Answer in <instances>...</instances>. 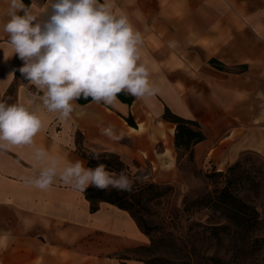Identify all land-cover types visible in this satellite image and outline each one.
Masks as SVG:
<instances>
[{"label": "crops", "instance_id": "obj_1", "mask_svg": "<svg viewBox=\"0 0 264 264\" xmlns=\"http://www.w3.org/2000/svg\"><path fill=\"white\" fill-rule=\"evenodd\" d=\"M52 2L29 0L28 6L46 19ZM112 2L141 32L140 62L160 92L133 97L130 104L117 97L111 106L77 100L71 117L62 121L18 71L23 61L3 31L9 0H0V102L23 104L44 121L32 146L0 151V264H145L111 255L149 242L127 210L100 201L91 211L85 192L58 176L48 190L33 186L47 163L35 160V148L86 167L81 144L124 159L145 160L148 153L168 166L164 155L174 150L175 124L162 117L167 107L206 127L208 137L194 145L195 154L209 149L217 165L244 151L264 157V0ZM129 114L136 126L126 121ZM109 125L124 134L120 142L101 134ZM94 233L97 239L90 237Z\"/></svg>", "mask_w": 264, "mask_h": 264}, {"label": "clouds", "instance_id": "obj_2", "mask_svg": "<svg viewBox=\"0 0 264 264\" xmlns=\"http://www.w3.org/2000/svg\"><path fill=\"white\" fill-rule=\"evenodd\" d=\"M31 7L23 0H9L3 31L8 47L23 61L18 71L43 93L40 99L48 112L64 121L81 98L111 106L121 93L137 99L159 94L149 68L140 62L142 34L127 15L114 10L112 0H53L46 19H39ZM43 128L41 117L25 105L0 102V151L32 146ZM100 131L114 142L124 138L112 125ZM92 157L99 160L100 154ZM34 158L47 162L32 180L40 190H48L57 176L79 192L89 187L129 194L134 190L136 181L125 171L117 174L103 163L95 168L80 160L64 163L43 148H35Z\"/></svg>", "mask_w": 264, "mask_h": 264}, {"label": "rangeland", "instance_id": "obj_3", "mask_svg": "<svg viewBox=\"0 0 264 264\" xmlns=\"http://www.w3.org/2000/svg\"><path fill=\"white\" fill-rule=\"evenodd\" d=\"M201 127L206 139L207 129L203 125ZM157 148H161V144ZM193 149L194 146L191 152L185 151L174 144V150L164 155L168 166L157 162L148 153L145 160L120 157L126 165L122 171L136 181L133 191L145 182L170 186L160 199L151 200L146 207L154 213L150 218L154 222L171 211L173 228L170 229L172 234L164 237L161 241L163 246L156 251L145 249L150 244V236L147 235V244L129 247L111 255L148 260L152 261L151 264L162 263L156 259L159 256L177 260L183 252L164 251L171 249V241L174 247L185 248V251L196 247L198 253L192 257L205 264L213 263L212 256L216 257V264H264V157L244 151L236 160L225 159L223 164L217 165L212 162L213 151L205 149L199 156ZM80 150L86 155L94 152L101 154L100 150L87 144H81ZM223 193L234 195L251 207L252 216L248 221L237 224L225 216L216 202ZM213 225L223 226L216 231L218 239L213 237ZM161 235L154 234L155 237ZM90 237L97 239L98 233Z\"/></svg>", "mask_w": 264, "mask_h": 264}, {"label": "trees", "instance_id": "obj_4", "mask_svg": "<svg viewBox=\"0 0 264 264\" xmlns=\"http://www.w3.org/2000/svg\"><path fill=\"white\" fill-rule=\"evenodd\" d=\"M24 4L28 6L29 0H23ZM23 15V12H21ZM118 98L128 104L131 103L133 97L130 95H125L124 93L118 94ZM91 100L89 97L88 100L83 98L79 99L80 103H84ZM162 117L165 120L173 122L175 124L174 132V144L176 148L183 149L185 151L189 150L191 152L192 147L199 141L205 139L206 134L203 131L201 124L196 120L182 117L178 114L173 113L169 108H165ZM128 124L136 126L134 119L131 114L125 117ZM82 155L87 160V165L90 168H95L100 163L106 165L107 170L118 172L126 169V165L120 159V156L112 151H103L100 154V159H93L92 154L86 155L82 152ZM170 189V186H161L154 182H145L139 185L136 191H133L131 194L127 192H118L114 189H109L106 191L97 190L95 187H89L85 191L86 198L90 201V209L94 211L98 208L100 201H106L112 203L122 209H125L129 212L132 218L135 220L138 227L146 234L150 236V244L145 247L146 250L156 251L159 247L163 246L161 241L164 237H169L172 233L173 228L172 224V213L169 211L167 214H163L162 217L156 222L153 219H150L153 216V212L146 207V204L151 200L160 199L164 193ZM201 202V200H200ZM219 204V207L222 208L225 216L236 222L237 224L241 222L248 221L252 212L250 206L242 199L237 198L234 195L222 194V197H219L216 201ZM170 218V219H169ZM222 225H213L212 230L214 231L213 237L218 239L217 230L221 229ZM244 231L246 229H243ZM155 233L162 234L160 237H155ZM169 247L171 249L168 251L164 249L165 252L171 253H182L178 259L166 258V257H156L157 260L162 261L160 264H205L204 262L196 259L193 256L197 255L196 247L192 246L189 250L185 251L183 248H176L170 241ZM164 248V247H163ZM212 264H216V257L212 256ZM145 264H151L152 261L144 260Z\"/></svg>", "mask_w": 264, "mask_h": 264}]
</instances>
